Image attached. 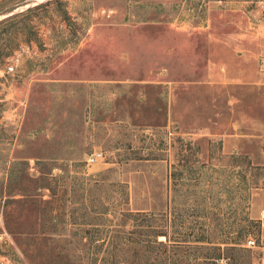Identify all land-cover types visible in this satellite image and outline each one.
Segmentation results:
<instances>
[{
	"label": "rangeland",
	"instance_id": "1",
	"mask_svg": "<svg viewBox=\"0 0 264 264\" xmlns=\"http://www.w3.org/2000/svg\"><path fill=\"white\" fill-rule=\"evenodd\" d=\"M263 187L264 0H0V264H87L127 212L220 242Z\"/></svg>",
	"mask_w": 264,
	"mask_h": 264
},
{
	"label": "trees",
	"instance_id": "2",
	"mask_svg": "<svg viewBox=\"0 0 264 264\" xmlns=\"http://www.w3.org/2000/svg\"><path fill=\"white\" fill-rule=\"evenodd\" d=\"M249 166L253 167L251 163ZM242 173L239 181L245 194L239 199L248 202L249 190L257 187H248L246 174ZM104 213L107 211L101 214ZM213 214L202 211L197 215L203 223L196 229L186 222L175 225L173 212L171 217L141 211L124 213L122 226H108L107 240L94 239L90 231L84 232V240L91 250L87 264H251L246 241L254 230L260 234V221L246 213L243 216L236 213V227L223 225L217 230L220 242H213L210 234L214 229L205 223Z\"/></svg>",
	"mask_w": 264,
	"mask_h": 264
},
{
	"label": "built area",
	"instance_id": "3",
	"mask_svg": "<svg viewBox=\"0 0 264 264\" xmlns=\"http://www.w3.org/2000/svg\"><path fill=\"white\" fill-rule=\"evenodd\" d=\"M13 70H14V66H10V67H9V71L12 72ZM100 158H101V154H100V153H93V154H91V155L88 157L87 162H88L89 164H94V163H96L97 161H99ZM247 243H248V246H249V247L254 245V243H253L252 241H249V242H247Z\"/></svg>",
	"mask_w": 264,
	"mask_h": 264
},
{
	"label": "crops",
	"instance_id": "4",
	"mask_svg": "<svg viewBox=\"0 0 264 264\" xmlns=\"http://www.w3.org/2000/svg\"><path fill=\"white\" fill-rule=\"evenodd\" d=\"M260 192L264 193V187L260 189ZM255 196H259V192H257L255 194ZM254 200L255 199H254V196H253V199L251 200V202H253V203H251V205L254 204ZM251 212H252V210H251ZM259 213L257 212L255 214H253V217L255 219H257L258 221H261V225L264 227V207L262 209H260Z\"/></svg>",
	"mask_w": 264,
	"mask_h": 264
}]
</instances>
